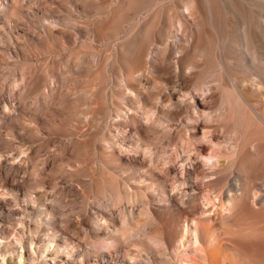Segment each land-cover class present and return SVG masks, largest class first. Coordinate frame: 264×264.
I'll return each instance as SVG.
<instances>
[{
  "label": "rangeland",
  "instance_id": "rangeland-1",
  "mask_svg": "<svg viewBox=\"0 0 264 264\" xmlns=\"http://www.w3.org/2000/svg\"><path fill=\"white\" fill-rule=\"evenodd\" d=\"M123 7L0 0V264H204L218 247L244 264L236 238L263 241L230 227L226 202L264 141V0H157L112 31ZM99 174L125 190L118 204L88 191ZM121 211L137 235H121ZM185 227L196 242H178Z\"/></svg>",
  "mask_w": 264,
  "mask_h": 264
},
{
  "label": "bare ground",
  "instance_id": "bare-ground-1",
  "mask_svg": "<svg viewBox=\"0 0 264 264\" xmlns=\"http://www.w3.org/2000/svg\"><path fill=\"white\" fill-rule=\"evenodd\" d=\"M124 1H125V7L121 9L119 8L120 10L118 9L115 12V15H113L115 16V19L113 18L114 20L112 21L111 25L110 26L108 25L112 31H116V28H118L120 23L123 22V19H125L126 12L128 9L139 8L140 10L141 9L147 10L151 8L157 0H123V3ZM151 18L145 24V27L140 33V36L135 38V40H133L134 41L132 43L133 46L132 48H130L131 57H134L137 61L144 54L149 44H151V42L154 40V34L152 30L154 28L153 26L156 23L154 17L152 19ZM161 31H163V29H160L159 33H161ZM220 62L222 68L225 70L226 65L222 57H220ZM43 83H44L43 79L37 81L32 90V93L35 95L40 93L41 88H43L42 87ZM247 123H239V127L242 126L246 130L252 127V132L253 131L259 132L258 129H256L253 125ZM261 139H263V134L260 135V140ZM88 151H89V146L85 144L83 150L81 151V154L87 155ZM240 163H241V168L244 171V185L242 186L240 184L238 185L232 184V186L230 187L231 191L242 190V192L239 195H235V197L233 198L227 197L226 206H228L232 212V216L228 221L230 222V227L236 228L235 231L242 229H250L249 231L250 237H254V236L262 237L263 241L262 240L248 241L245 240L244 238L243 239L236 238L235 242L238 245L236 251L242 257H244V262H245L244 264H264V209L254 208L253 204H255L254 202L257 203V200H256V194H252V190L254 186H257L255 183H253V181L256 178H264V141L262 142L260 141V144L256 152L253 153L244 152L240 157ZM89 189L90 190L88 191H93L95 196L104 198L105 199L104 203L108 202L107 204L110 206L111 205L114 206L118 204L123 197L122 193H125V190L119 186L117 180L114 177L109 175L106 176L102 174H99V176L94 178V181L92 185L89 187ZM144 214H147L148 217V210H145ZM120 216H121L120 218L121 224L119 229L121 235L124 237L137 235L138 232H134V228H132L133 223L132 220H130V217H128L124 211L121 213ZM139 225L140 227L138 230L141 229L143 230V228H145L144 225L138 224V226ZM133 226H135V223ZM181 232L182 233L179 236V241H178L179 243H184V240L188 238L187 235L192 236L194 241L197 238L196 237L197 227H195L193 231H189L188 228L185 227ZM143 233L146 234V232ZM95 236L97 237L98 235L95 234ZM148 240L150 241V244H153V246L155 245L157 247H162V248L165 246L164 238L162 234H151L150 236H148ZM91 244L96 248L105 247V245L99 242L97 243L91 242ZM147 246L148 249H150L151 251L153 250L152 246H150L149 244ZM159 249H158V253L162 254L161 250ZM203 260L205 262L204 264H238V261H236L233 258V256L227 253L226 250L223 249L222 247H218L216 249V252H214L213 254H209V255L207 254L206 257L203 258Z\"/></svg>",
  "mask_w": 264,
  "mask_h": 264
}]
</instances>
